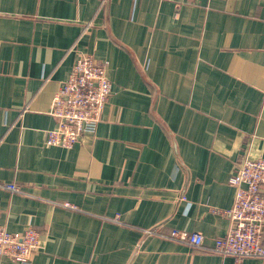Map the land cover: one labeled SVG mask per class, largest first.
<instances>
[{"label":"crops","instance_id":"1","mask_svg":"<svg viewBox=\"0 0 264 264\" xmlns=\"http://www.w3.org/2000/svg\"><path fill=\"white\" fill-rule=\"evenodd\" d=\"M77 52L111 96L93 134L47 146ZM245 157L264 159V0H0V183L19 188L0 226L38 232L28 264H235L143 231L212 247Z\"/></svg>","mask_w":264,"mask_h":264},{"label":"built area","instance_id":"2","mask_svg":"<svg viewBox=\"0 0 264 264\" xmlns=\"http://www.w3.org/2000/svg\"><path fill=\"white\" fill-rule=\"evenodd\" d=\"M110 96L105 65L89 54L77 52L71 72L52 97L49 115L55 126L46 132L45 145L71 149L83 135L93 134ZM228 184L234 189L233 204L223 213L229 229L214 240L212 247L204 246L201 234L178 229L162 234L154 228L143 231V235H156L190 249L231 257L235 264L246 258L264 259V159L240 160ZM0 189L19 192L16 185L9 183H0ZM39 247L35 229L13 234L0 226V259L28 264Z\"/></svg>","mask_w":264,"mask_h":264}]
</instances>
